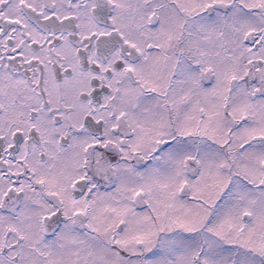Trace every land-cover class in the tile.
Masks as SVG:
<instances>
[{
  "label": "snow or ice",
  "instance_id": "1",
  "mask_svg": "<svg viewBox=\"0 0 264 264\" xmlns=\"http://www.w3.org/2000/svg\"><path fill=\"white\" fill-rule=\"evenodd\" d=\"M0 264H264V0H0Z\"/></svg>",
  "mask_w": 264,
  "mask_h": 264
}]
</instances>
